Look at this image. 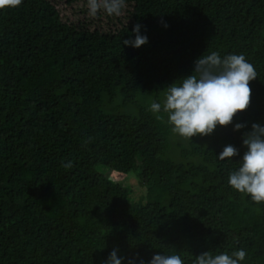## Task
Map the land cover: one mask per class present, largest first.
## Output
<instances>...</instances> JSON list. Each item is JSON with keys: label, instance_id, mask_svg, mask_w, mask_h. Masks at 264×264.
<instances>
[{"label": "trees", "instance_id": "obj_1", "mask_svg": "<svg viewBox=\"0 0 264 264\" xmlns=\"http://www.w3.org/2000/svg\"><path fill=\"white\" fill-rule=\"evenodd\" d=\"M106 2L0 0V264H101L113 248L125 264L239 249L264 264V203L228 184L264 124V0ZM137 24L148 43L124 46ZM211 53L254 66L250 104L184 140L149 107ZM227 145L239 155L221 161ZM132 173L146 203L113 179Z\"/></svg>", "mask_w": 264, "mask_h": 264}, {"label": "clouds", "instance_id": "obj_2", "mask_svg": "<svg viewBox=\"0 0 264 264\" xmlns=\"http://www.w3.org/2000/svg\"><path fill=\"white\" fill-rule=\"evenodd\" d=\"M20 0H15L19 3ZM125 0H107L104 4L109 14L119 15ZM89 8L95 14L97 0H89ZM167 27V25H164ZM148 43V37L142 34L141 25L132 28L129 39L123 45L139 49ZM194 73V74H193ZM257 73L254 66L243 54H227L221 57L217 53L202 55L194 61L192 74L181 80L180 84L168 86L161 102H152L149 110L167 115V124L179 137L190 140L194 136H208L220 126L232 124L238 113L245 111L250 104V81L255 80ZM247 125L235 123L233 131H240ZM245 151L239 160L237 169L228 176L229 186L246 194L255 203H264V124L253 123L251 130L243 136ZM239 151L227 145L218 154L221 161L233 159ZM72 167L71 162L63 165ZM246 252L239 249L231 254L210 251L196 256L192 264H242ZM101 264H125V257L119 255V248H113ZM128 264H144L139 258L128 261ZM147 264H184L178 254H155Z\"/></svg>", "mask_w": 264, "mask_h": 264}, {"label": "rangeland", "instance_id": "obj_3", "mask_svg": "<svg viewBox=\"0 0 264 264\" xmlns=\"http://www.w3.org/2000/svg\"><path fill=\"white\" fill-rule=\"evenodd\" d=\"M185 140V139H184ZM130 179L126 180L124 177L113 176L115 181H118L123 184L130 185L134 191L131 197L132 203H146L148 196V187L142 184V181L135 173L127 175ZM126 180V181H125Z\"/></svg>", "mask_w": 264, "mask_h": 264}, {"label": "snow or ice", "instance_id": "obj_4", "mask_svg": "<svg viewBox=\"0 0 264 264\" xmlns=\"http://www.w3.org/2000/svg\"><path fill=\"white\" fill-rule=\"evenodd\" d=\"M12 2H15V0H12Z\"/></svg>", "mask_w": 264, "mask_h": 264}]
</instances>
